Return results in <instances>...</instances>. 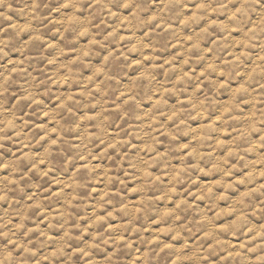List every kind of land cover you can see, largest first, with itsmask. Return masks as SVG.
<instances>
[{
  "label": "clouds",
  "instance_id": "clouds-1",
  "mask_svg": "<svg viewBox=\"0 0 264 264\" xmlns=\"http://www.w3.org/2000/svg\"><path fill=\"white\" fill-rule=\"evenodd\" d=\"M0 264H264V0H0Z\"/></svg>",
  "mask_w": 264,
  "mask_h": 264
}]
</instances>
